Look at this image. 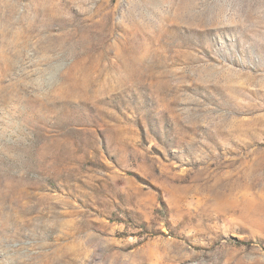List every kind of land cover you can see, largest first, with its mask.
<instances>
[{"label":"rangeland","instance_id":"1","mask_svg":"<svg viewBox=\"0 0 264 264\" xmlns=\"http://www.w3.org/2000/svg\"><path fill=\"white\" fill-rule=\"evenodd\" d=\"M0 264H264V0H0Z\"/></svg>","mask_w":264,"mask_h":264}]
</instances>
